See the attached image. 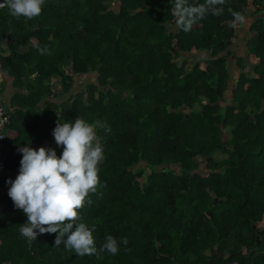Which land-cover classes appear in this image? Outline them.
I'll list each match as a JSON object with an SVG mask.
<instances>
[{
  "label": "trees",
  "instance_id": "1",
  "mask_svg": "<svg viewBox=\"0 0 264 264\" xmlns=\"http://www.w3.org/2000/svg\"><path fill=\"white\" fill-rule=\"evenodd\" d=\"M252 4L247 47L257 62L244 66L231 101L233 13L244 17L249 0H226L222 15L189 32L170 30V0H46L32 20L0 10L1 64L18 88L7 128L24 129L14 138L6 129L3 141L0 264H264V228L257 227L264 220V0ZM45 46L50 54L41 55ZM195 51L208 57L190 66L186 54ZM92 72L96 80L82 91L50 99L54 80L68 91L75 74ZM77 116L111 129L98 131L106 186L81 211L82 221L96 225L97 248L107 235L129 241V251L121 244L100 260L56 247V234L24 239L18 228L27 217L8 196L19 149L40 144L61 155L62 147L43 144L42 132L52 137L58 120ZM200 160L208 173L198 170ZM165 164L179 171L160 169Z\"/></svg>",
  "mask_w": 264,
  "mask_h": 264
},
{
  "label": "clouds",
  "instance_id": "2",
  "mask_svg": "<svg viewBox=\"0 0 264 264\" xmlns=\"http://www.w3.org/2000/svg\"><path fill=\"white\" fill-rule=\"evenodd\" d=\"M226 0H204L196 4L190 0H170L176 27L184 32L192 30L198 21L208 15L223 14ZM46 0H4L0 8H7L14 18L32 20L42 15ZM235 20L243 17L233 13ZM41 55L50 54L48 48H38ZM110 132V126L99 119L88 122L77 116L74 122L58 120L52 135L61 155L47 147L38 150L23 147L19 174L15 180H8V196L14 207L27 217L19 225L20 235L36 241L39 234H56L55 246L64 244L65 250L77 256H95L100 260L105 252L117 255L124 245L129 251L127 237L117 240L107 235L97 248L93 235L96 225L89 227L80 215L85 206H90L92 195L106 186L99 173L106 157L100 143L99 130ZM2 139V138H0ZM38 230V232L36 231Z\"/></svg>",
  "mask_w": 264,
  "mask_h": 264
},
{
  "label": "rangeland",
  "instance_id": "3",
  "mask_svg": "<svg viewBox=\"0 0 264 264\" xmlns=\"http://www.w3.org/2000/svg\"><path fill=\"white\" fill-rule=\"evenodd\" d=\"M250 1L249 9L246 13V15L243 17L242 20L238 21L235 25V30L237 32V37L234 38L232 44L228 47L230 50L234 51L236 56L233 55L229 56L230 62V69H231V78L229 80V87L226 92V100L231 101L232 100V87L236 85L238 82V77L240 73L243 70L244 66L246 65H252L253 63L257 62V58L254 55L248 54V41L251 39L253 32L251 31V25L254 22V15H253V4L252 0ZM169 28L172 31H177L178 28L176 27V24H169ZM228 50H225L222 53H227ZM188 57V63L190 66L195 65L197 62H201L203 59L208 57V52L205 51H195L189 54H186ZM242 58V59H240ZM240 59V60H239ZM245 69V68H244ZM96 80V73L92 72L89 74L81 75V74H75L74 75V81L72 87L68 91H64L62 88V84L60 80H54L52 83L53 88V94L51 95L50 99H53L55 101H61L65 98H68L71 95H74L80 91L83 90L84 87L87 86L88 83L91 81ZM229 135V132H227ZM200 166L199 171L203 174L208 173L210 170L206 166V162L204 160H200ZM140 167L145 166V162H141L139 164ZM167 167L175 169L176 171H179L178 167L174 164H168L163 165L160 167V169ZM136 168L134 167V170ZM16 176V175H15ZM14 176V177H15ZM16 178V177H15ZM142 180V179H141ZM0 190L3 191L4 188L1 186ZM257 227L260 229L264 228V220L257 223Z\"/></svg>",
  "mask_w": 264,
  "mask_h": 264
},
{
  "label": "crops",
  "instance_id": "4",
  "mask_svg": "<svg viewBox=\"0 0 264 264\" xmlns=\"http://www.w3.org/2000/svg\"><path fill=\"white\" fill-rule=\"evenodd\" d=\"M2 8H0L1 10ZM2 17H0V24H1V21H2ZM4 54L7 53V50L4 49L3 50ZM54 84V83H52ZM18 90L17 87L14 86V80H13V77L2 67V64H1V59H0V96L1 98L4 100L5 102V105L9 111V113H12L15 108L12 107L11 105V98H12V95ZM18 114H17V121L19 122L20 120V117L22 116V112L19 110L17 111ZM24 129L20 126V127H14V128H7V137H16L17 135H20L22 134L24 131ZM43 135H44V139H43V144H47V145H55L56 146V143H55V140H54V137L50 136L48 133L46 132H42ZM40 148V144L36 145L35 146V149H39ZM19 174V173H18ZM16 174H11V177H14ZM17 176V175H16ZM3 187V186H2ZM4 188V187H3ZM1 191V190H0Z\"/></svg>",
  "mask_w": 264,
  "mask_h": 264
},
{
  "label": "built area",
  "instance_id": "5",
  "mask_svg": "<svg viewBox=\"0 0 264 264\" xmlns=\"http://www.w3.org/2000/svg\"><path fill=\"white\" fill-rule=\"evenodd\" d=\"M4 0H0L3 3ZM9 111L5 105L4 100L0 96V183L2 182L5 170L3 168L4 152H3V141L6 138V129L10 123ZM226 264H238L236 261H232Z\"/></svg>",
  "mask_w": 264,
  "mask_h": 264
},
{
  "label": "water",
  "instance_id": "6",
  "mask_svg": "<svg viewBox=\"0 0 264 264\" xmlns=\"http://www.w3.org/2000/svg\"><path fill=\"white\" fill-rule=\"evenodd\" d=\"M218 253V247L212 250V256L216 255Z\"/></svg>",
  "mask_w": 264,
  "mask_h": 264
}]
</instances>
